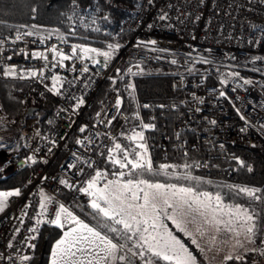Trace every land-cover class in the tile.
Returning a JSON list of instances; mask_svg holds the SVG:
<instances>
[{"label":"built area","instance_id":"1","mask_svg":"<svg viewBox=\"0 0 264 264\" xmlns=\"http://www.w3.org/2000/svg\"><path fill=\"white\" fill-rule=\"evenodd\" d=\"M66 27L57 32L23 26L0 34V77L26 83L25 88L14 86L12 95L25 100L36 87L58 103L51 130L37 115L23 120L20 150L0 167L1 172L12 164L32 167L20 195L8 197L0 214V264H28L42 226L53 224L59 206L92 197L81 191L87 188L84 174L98 167V158L110 152L130 120L118 87L97 101L106 80L141 76L148 64L168 67L175 85L190 99L173 132L185 155L188 148L206 144L213 148L211 154L224 159L229 144L256 146L264 140V0H140L119 25L123 37L103 24L97 5L73 1ZM93 35L113 46L108 58L82 52L101 50L73 39ZM53 48L70 58L62 60ZM6 69L15 74L5 75ZM53 77H59L55 88ZM149 107L142 103L143 109ZM160 108L175 110L177 104L162 103ZM155 116L151 112L148 121L154 123ZM148 140L165 147L169 136L156 140L149 134ZM216 167L211 157L195 162L196 172L206 179L213 178ZM129 259L144 264L138 255Z\"/></svg>","mask_w":264,"mask_h":264},{"label":"trees","instance_id":"2","mask_svg":"<svg viewBox=\"0 0 264 264\" xmlns=\"http://www.w3.org/2000/svg\"><path fill=\"white\" fill-rule=\"evenodd\" d=\"M73 1L79 2L82 6L97 5L102 16L103 24L119 37L124 33L119 30L122 19L134 12L140 0H0V34H12L23 26H36L44 30L65 32L67 12ZM74 40L90 43L100 48L109 46L100 40L97 35L92 37H74ZM102 39V38H101ZM148 72L134 77L131 82L128 77H118L114 80H106L100 89L97 101L103 99L113 87H118L124 96L125 110L130 115L129 122L124 126L122 132L129 126L133 127L140 123L136 114H141L144 120L149 119L151 112H155L154 127L149 130L158 138L169 136L165 147L151 143V153L157 164L168 163L176 170L195 172V162L200 158L211 157L216 163L214 176L211 179H198L186 174L174 173L170 170L167 175L160 172V175H145L144 178L153 182L175 183L177 185L191 186L198 191H212L219 193L229 203H241L246 205L251 212L256 214L257 235L255 243L262 247L261 240L264 239V140L256 146H249L242 143H232L227 146L226 157L220 158L212 153L213 148L202 144L197 149L188 148L185 155L182 147L177 144L173 136L176 124L183 119L190 106V99L174 82V74L164 65L148 64ZM14 86L25 88L26 83L16 79L0 77V114L21 122L28 116L30 107H36L33 115H37L44 128L51 130L55 125V116L58 108L57 101L50 95L43 93L38 88H31L30 95L23 100L14 97L11 90ZM149 103L150 107L142 108V103ZM162 103L177 104V108L161 109ZM134 114V115H133ZM121 132V133H122ZM121 135V134H120ZM240 159L242 162H240ZM187 166V167H185ZM98 167L116 169L107 160V154L98 158ZM31 166H20L10 177L0 180V189H11L25 185L26 177L31 171ZM182 169V170H180ZM251 169V170H249ZM96 169H88L84 178L92 174ZM231 170V172L229 171ZM188 176L192 179H182ZM181 177V179H176ZM243 185L260 189L257 193L260 199H253L245 194H237L228 186L241 187ZM63 197L68 198V192H63ZM70 207L74 212L86 221L96 226L97 220L101 219L91 207L90 202L75 198ZM110 223V222H109ZM198 256L194 245L189 243L183 233L176 231ZM62 231L54 224H44L38 237L33 259L28 264H48L54 242L61 236ZM112 235V234H110ZM254 252H248L243 261H228L227 264H257ZM264 264V261H260Z\"/></svg>","mask_w":264,"mask_h":264},{"label":"snow or ice","instance_id":"3","mask_svg":"<svg viewBox=\"0 0 264 264\" xmlns=\"http://www.w3.org/2000/svg\"><path fill=\"white\" fill-rule=\"evenodd\" d=\"M26 35H32V33L28 32ZM16 39H21V36L18 35ZM150 43L154 44L155 41ZM112 47L109 45V48ZM52 51L62 60L70 58L55 48ZM81 51L84 53L96 52L97 55H103L106 58L111 55L110 52H97L96 49L82 48ZM75 52L76 48L73 47V54ZM33 55L39 57L42 54L33 53ZM44 58L46 59V57ZM129 71L131 70L129 69ZM14 74L15 69L5 70V75ZM53 81L55 88V85L59 83V77H53ZM244 83L247 84L250 81L245 80ZM119 103L118 100L117 105ZM144 127L147 128L149 125H144ZM129 139L143 141L144 137L142 132H136ZM136 147L143 149V151L133 149L132 153H129L119 143L110 149V152L120 151L123 153L122 159L115 157H110V159L114 164H118L120 169H129L127 173L129 179L123 181L122 178L126 173L120 171L118 174L114 173V175H118L117 179L109 180L103 189H95L96 181L102 176V173L97 172L96 176L88 182L87 188L81 189V191L95 197L91 201V207L95 210L96 215L101 218L97 220L95 227H90L78 219L64 205L59 206L51 223L64 228L65 225L62 223V217H64L74 227H69L56 241L51 252V264H113L117 260H128V264H132L129 255L131 257L138 255L141 259L148 255L149 258L144 259V264H157L161 260L167 264H197L196 256L189 251V248L180 238L168 229L163 222L164 219L170 220L177 231L191 238V243L196 245L201 252L204 249L200 247L193 233L187 229V223H195L197 217L202 221V224L196 228V232L200 233L201 236L204 235L203 225H207L214 228L218 234L230 233L235 238V244L232 245L233 249L244 247V243L239 239L241 236L248 243L255 244L257 235L256 214L251 212L249 208L241 203H225L219 193L213 194L195 190L191 186L153 182L151 179L144 178L146 174L151 176L161 173L153 171L152 162L147 156L145 145L137 143ZM170 167L174 166L159 165L164 175L168 174L167 169ZM176 179H181V177H176ZM182 179L192 178L184 176ZM61 183L66 182L62 180ZM228 187L237 194L242 193L250 198L260 199V196L257 195L260 189ZM92 189L95 190L90 191ZM19 195L18 189L0 192V211L3 210L8 197ZM40 207L46 211L44 203H41ZM42 214L43 212L40 213V215ZM186 217H191V220L186 222ZM39 222L37 221V223ZM31 231H35V229H31ZM212 240L215 242L216 237L213 236ZM261 244H264V240H261ZM248 251L259 252L264 255V248L245 249V252ZM121 252L124 254L120 255ZM78 253L80 254L79 257ZM23 259L29 258L25 256ZM223 260L225 262L243 261L244 256L229 252L223 257Z\"/></svg>","mask_w":264,"mask_h":264},{"label":"rangeland","instance_id":"4","mask_svg":"<svg viewBox=\"0 0 264 264\" xmlns=\"http://www.w3.org/2000/svg\"><path fill=\"white\" fill-rule=\"evenodd\" d=\"M34 28L36 29H42L40 27H36L34 26ZM101 52H110L112 54L113 48H109V46L107 47H102L100 48ZM106 58V57H105ZM130 78L131 82H133L134 78L133 77H128ZM117 87V86H116ZM134 115V114H133ZM136 116L139 118L140 123L137 124L136 126H129V128L127 130H125L124 132L121 133V135L119 136V138L116 140V142L114 143V145L116 143L121 144L122 148H126L129 153H132V150L135 149V151H140L142 152L143 149H139L136 147L137 143H143L145 145V147L147 148V156L148 158H150L151 162H152V168L153 170L156 171H163L159 168V165L161 164H157L155 158H153L152 153H151V143L148 140V136H149V130L152 129L154 127V123L148 121V120H143V117L141 116V114H136ZM145 119V118H144ZM24 120V119H23ZM23 120H21V122L19 123H15L14 120L8 118L7 116H5L4 114H0V150L5 149L8 152H13V151H17L19 152L20 148H19V144L21 142V136L19 133V127L21 126V124L23 123ZM144 125H149V127L145 128ZM136 132H142L143 134V141H132L129 139L130 136L133 135V133ZM114 145L112 146V149L114 148ZM19 156V155H18ZM110 157H115L116 159H122L123 158V153L120 151H115V152H108L107 153V160L110 162V164L114 167H116V169L113 170H108V168H104V167H97L96 170L86 176L84 178V182L86 184V187L88 186V182L90 180H92L95 176L97 172L102 173L101 178H99L96 181V185H95V189H103L105 184L109 181V180H115L118 178V175H114V173L118 174L120 171H124L126 173V175L122 178L123 181H126L127 179H129L130 177L127 175L129 169H120L118 164H114L112 162V160L110 159ZM130 158H132L130 156ZM240 162H242V160L240 159ZM162 164H168L167 162L162 163ZM18 169V168H17ZM170 170L174 173H183L186 174L188 176H191L193 178H198V179H205L203 177H201V175L198 172H187V170L185 169H180L182 171L176 170V168L174 167H170L167 169V171ZM1 173V171H0ZM155 182H159V181H155ZM162 183V182H160ZM241 187H248V188H252L254 189L252 186L249 185H243ZM19 190L21 189L20 187H16V188H11V189H7L9 191H15V190ZM95 189H92L90 191H94ZM204 191V190H203ZM207 192H211L213 194H216L217 192H212V191H207ZM95 197H91L87 200H85V202H90L94 199ZM223 198V197H222ZM224 199V198H223ZM225 203H229L227 202V200H225ZM101 204H103L102 201H100ZM245 207H247L246 205H244ZM248 208V207H247ZM250 210V209H249ZM251 211V210H250ZM169 212H171V209H169ZM186 222L191 220V217H186ZM168 229H170L174 235H176L178 238H180V236L177 235L176 233V229L175 226L172 224V222L170 220L164 219L163 221ZM202 224V221L200 220L199 217H197V220L195 223H191L188 222L187 223V229L188 231L193 233V236L195 237V239L197 240L198 244L200 245L201 248L204 249L203 252H201L199 250V248H197L196 245H194V249L197 251L198 256L195 255L192 251V249L190 248V246L184 241L182 240V242L189 248V251L192 252V254L194 256H196L197 258V264H202V262H204L205 264H227V262H225L223 260V257L225 255H227L229 252H233L234 254H239V255H243L245 256L246 253L251 252H245V249H252V248H264V246L259 247L255 244L252 243H248L243 236H241L239 239L244 243V247L243 248H235L233 249L232 245L235 244V238L232 237V235L230 233L226 234V233H216L214 228H211L207 225H203V230H204V235L201 236L200 233L196 232V228L198 226H200ZM120 227V226H117ZM182 233V232H181ZM184 235V233H183ZM185 236V235H184ZM213 236L216 237L215 242H213L212 238ZM187 237L189 243H191V238ZM264 240V239H263ZM192 244V243H191ZM138 251V250H136ZM257 255V259L256 261H254L257 264H261V260L264 261V255H261L259 252H254ZM124 253L121 252V255H123ZM149 256L146 255L144 259H148ZM33 259V258H32ZM31 259V261H32ZM143 259V261H144ZM30 261V262H31ZM122 263V261H121ZM157 264H167V262L165 261H158Z\"/></svg>","mask_w":264,"mask_h":264},{"label":"water","instance_id":"5","mask_svg":"<svg viewBox=\"0 0 264 264\" xmlns=\"http://www.w3.org/2000/svg\"><path fill=\"white\" fill-rule=\"evenodd\" d=\"M36 111V107H30L28 110V115H33ZM13 152H8L5 149L0 150V167H2L6 162H8L12 156ZM17 171V166L15 164L10 165L3 172L0 173V180L12 176ZM202 264H205L202 262Z\"/></svg>","mask_w":264,"mask_h":264},{"label":"crops","instance_id":"6","mask_svg":"<svg viewBox=\"0 0 264 264\" xmlns=\"http://www.w3.org/2000/svg\"><path fill=\"white\" fill-rule=\"evenodd\" d=\"M7 191H9V190H7V189H0V192H7ZM7 200H8V198H7ZM6 206H7V201L5 202V206L3 207V210L0 211V214L4 211V209L6 208ZM64 207L67 208L70 212H72L73 215H75L78 219H80L84 223L88 224L90 227H95L94 225H92L91 223H89L88 221H86L84 218H82L80 215H78L76 212H74L71 207H68L66 205H64ZM62 223H64V225H65L64 228H60V227H58V226H56L54 224L56 227H58V228L61 229V231H62L61 236L63 235L64 231H66L69 227H74V225L69 224L67 222V220L64 219V217H62ZM61 236L57 240H59L61 238ZM56 241L54 242L53 246L55 245ZM53 246H52V248H53ZM51 252H52V250H51ZM119 254L121 255V253H119ZM79 256H80V254L78 253V257ZM51 259H52V257L50 255V259H49V263L48 264H51ZM113 264H121V261L117 260V261L113 262Z\"/></svg>","mask_w":264,"mask_h":264}]
</instances>
